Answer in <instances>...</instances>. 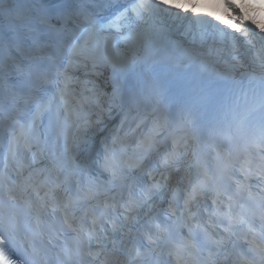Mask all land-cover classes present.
Segmentation results:
<instances>
[{
    "label": "snow or ice",
    "instance_id": "1",
    "mask_svg": "<svg viewBox=\"0 0 264 264\" xmlns=\"http://www.w3.org/2000/svg\"><path fill=\"white\" fill-rule=\"evenodd\" d=\"M225 3L240 14V9L232 0H225ZM130 11L134 19L127 25L128 30L122 36L121 43L120 40L113 41L105 36V26L91 16H84L82 20L74 22L73 17L82 14L63 10L58 13L57 24H53L50 14L43 9L24 11L19 4H0V20L7 24L14 38L21 33L35 37L38 28H45L43 35L48 37L47 47L50 49L44 55L29 59L27 69L22 70L18 83L7 90L5 97L0 100V131L5 133L6 147V154L0 164V264H96L97 261L99 264H165L161 259L162 253L157 251L161 245H164L167 256L174 258L176 264H218L216 257L225 249V240L236 236L237 231L245 226L247 235L251 236L247 240L251 259L244 258L243 264H264V242L257 240L252 222L254 213L242 205L236 210L231 196L227 197L226 207H221L223 200L219 184L206 169H199L194 181L186 188L173 189L167 209L170 217L175 218L171 225L150 221L141 233V242L124 253L126 260L120 259L114 244L108 250L109 230L102 229L101 223H109L112 232L125 226L132 214L168 185L172 172L180 171L187 152L178 151L174 143L172 149L165 152L157 163L158 169L169 172L168 176L161 175L157 180L153 175L155 169L149 170L133 185L127 186V199L121 196L120 200L112 197L111 200L102 201L100 197L107 195L109 186H125L128 169L135 166L143 171L145 162L137 159L133 165L126 153L117 155L114 139L111 148L105 145L102 161L99 162L103 172L107 173V180H84L87 164L77 163L73 153L76 148V130L81 127V122L84 125L91 124V119L83 117L74 103L76 86L91 84L88 91L93 94L92 102L101 111L105 104L119 103L122 106L125 103H146L150 97L155 103L156 85L150 81L148 74H144L143 88L139 81L134 89L129 87L130 77L136 76L138 70H143L141 49L144 44L161 36V31L156 27L141 28V22L157 13H165L177 19L191 15L202 27H218L205 14L191 13L178 3H169V0H137ZM128 12L126 9L110 25L117 24L121 17L130 19ZM237 24L240 27L234 25L235 31L247 39L249 28L242 21H237ZM220 32L222 39L231 38L234 46V33L225 29H220ZM248 42L251 43L250 40ZM81 72L83 80L79 75ZM97 72L109 74L110 92L101 94L94 81L88 79ZM261 105L264 106V93L261 94ZM186 111L187 115L182 119L186 126L191 127L195 124V114L190 108ZM45 118L48 119V127L41 131ZM163 123L160 121L159 126L162 127ZM255 136L260 155L258 158L248 157L245 168L251 170L255 163L256 168L264 170V122L256 130ZM152 147L151 139L146 137L133 153L144 155L151 152ZM46 155L52 159V169L43 180L36 181L30 169L38 156ZM73 184L76 187L74 193L71 190ZM21 187L24 192L31 189L27 198L21 197L23 209L6 211L2 193L6 189L11 196L14 189ZM62 188L64 195H58ZM177 192L181 193L182 205L177 199ZM209 192L216 193L210 217H222L227 226L223 229V238H218L219 234L214 228L197 225L203 227L207 237L198 247L194 243L199 237L193 234L192 222L195 217L190 211V204ZM249 197L252 198L251 194ZM259 200L261 208H264V195ZM92 201L97 204L84 207L86 204L91 205ZM25 213L29 216L30 227H25L21 222ZM185 217L188 221V237L177 243L173 229ZM152 224H155V231L150 226ZM61 237H64L62 241ZM260 237L264 240V224L260 227ZM16 243L26 251L30 250L31 259L16 254ZM93 244L98 251H92ZM205 248L209 249L206 257Z\"/></svg>",
    "mask_w": 264,
    "mask_h": 264
},
{
    "label": "bare ground",
    "instance_id": "2",
    "mask_svg": "<svg viewBox=\"0 0 264 264\" xmlns=\"http://www.w3.org/2000/svg\"><path fill=\"white\" fill-rule=\"evenodd\" d=\"M167 18H168V21H171L169 16L166 15L165 13H157L155 16L147 18L146 21L141 22L140 27L141 28H151L157 22H161V21L165 22V20ZM131 21H130V23H131ZM125 29H127V25H124L121 29H118V28L111 29L108 34H110V35L119 34ZM187 42H189L191 44H197L198 39L196 37L188 38ZM194 47H198V49H199V46H194ZM218 50H220L221 52L226 54V58H228L227 59V62H228L227 66L231 69L246 68V69L264 71V66H262V63H260L256 58L251 57L249 47L244 43H237L234 48H230L228 46L223 48L222 46H220V47H218ZM231 53H239L238 59L235 61L230 60L229 55ZM105 74L106 73H104L103 75H105Z\"/></svg>",
    "mask_w": 264,
    "mask_h": 264
}]
</instances>
